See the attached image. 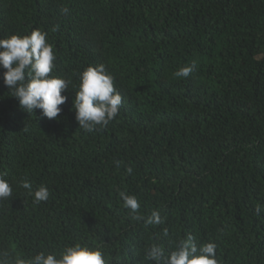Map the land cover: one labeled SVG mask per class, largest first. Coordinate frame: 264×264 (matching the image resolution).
Returning a JSON list of instances; mask_svg holds the SVG:
<instances>
[{"label": "trees", "instance_id": "trees-1", "mask_svg": "<svg viewBox=\"0 0 264 264\" xmlns=\"http://www.w3.org/2000/svg\"><path fill=\"white\" fill-rule=\"evenodd\" d=\"M37 28L73 84L60 118L41 120L0 79V172L13 187L0 249L28 258L82 242L103 245L109 264H149L151 243L192 233L217 244L218 264H264V0H0V38ZM99 63L123 100L87 132L73 85ZM22 177L49 199L35 203ZM121 191L165 223L134 220Z\"/></svg>", "mask_w": 264, "mask_h": 264}, {"label": "clouds", "instance_id": "clouds-1", "mask_svg": "<svg viewBox=\"0 0 264 264\" xmlns=\"http://www.w3.org/2000/svg\"><path fill=\"white\" fill-rule=\"evenodd\" d=\"M65 13L67 9L63 10ZM56 53L54 46L48 41V33L41 29H33L30 34H12L0 38V79L16 99L20 108L27 114H36L40 110L39 119L58 120L63 112L60 107L68 101L71 78L63 74H55ZM196 62L180 67L174 72L178 79L188 78L196 69ZM78 84L73 85L75 97L72 111L79 128L93 132L97 126L103 128L112 122L120 112L122 96L114 84V76L103 63L89 64L77 74ZM36 116V115H35ZM119 167L120 162H116ZM128 175L133 169L126 167ZM19 186L28 190L35 203L47 201L51 195L49 188L41 184L33 191L32 183L22 177ZM13 194L12 182L6 172H0V215ZM122 206L130 210L132 218L142 221L145 226L163 225L165 218L159 210L150 215L139 214L141 207L136 195L119 192ZM259 212V209H257ZM164 235L167 236L165 230ZM144 259L149 264H218L217 244L213 242L199 243L192 233L172 243L166 249L160 243H151L145 250ZM0 264H109L103 245H92L75 242L66 245L59 252L40 251L24 258L13 256L6 249H0Z\"/></svg>", "mask_w": 264, "mask_h": 264}]
</instances>
